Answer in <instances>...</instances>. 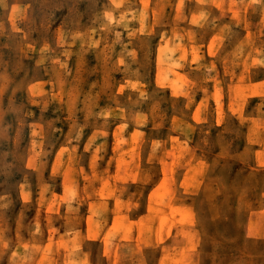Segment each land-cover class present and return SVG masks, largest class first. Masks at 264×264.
I'll return each instance as SVG.
<instances>
[{"label":"rangeland","instance_id":"rangeland-1","mask_svg":"<svg viewBox=\"0 0 264 264\" xmlns=\"http://www.w3.org/2000/svg\"><path fill=\"white\" fill-rule=\"evenodd\" d=\"M103 2L104 0H0V83L4 79H10L19 89L16 101L11 105L15 114L4 115L3 123L0 124V197L5 198L0 199V204H8L7 209H0V227H8L14 231L17 224L22 223L27 239L29 233L34 231L35 224H38L43 230V236L37 239L41 244L47 243L46 254L53 248L67 247L66 232L75 235V238L69 237L75 245L86 227L88 241L84 242V248L85 251L92 249V264H97L98 260L103 264L95 244L100 242V232L112 226L113 220L116 221L112 228L114 233L123 231L131 234L135 227V214L131 220L117 219L110 211L112 200L103 188L105 169H108V176H116L122 170V166H118L115 161L111 166L108 165L109 158L115 155V141L118 138L129 140L138 132L143 133L142 139L145 141L150 142L152 138L166 140L170 135L179 134L173 129L177 118H183L186 112L184 105L188 94L184 89L191 77L186 78L175 72L172 62L181 52L176 51L171 42L160 49L157 66L156 55L161 33L167 32L172 36L175 30V43L184 50V56L189 62L200 61L201 50L205 53L214 51L216 41H212L209 46L211 38L225 25L232 29L230 39L224 42V49L227 51H231L235 42L242 36L247 38V43L243 45L244 55L264 42V36L260 35L259 7L242 9L241 0H145L147 9L143 33L128 35V31L140 27L137 20L129 24L127 31L123 27H116L107 35V43L114 45L112 62L122 52H137L138 62L133 64V69L140 68L143 77L141 82L146 85L148 94L147 99L140 98L139 93L135 91L139 85L129 81L130 88L125 90L123 96L117 98L119 108L123 109L121 113L117 110V102L112 99V94L118 82L122 83L127 78L123 71L107 70L111 68L112 62L108 63L106 69L104 54L98 49H88L86 36L76 39L73 45L74 34L86 33L93 14ZM244 3H247V0H244ZM201 11L208 17L203 28L188 22L193 18L199 19ZM185 17L187 19H184ZM193 29L197 43L203 45V49H198L195 45L189 46L187 38L181 39L185 32ZM116 32L122 33L118 42ZM83 49L88 51L84 52ZM65 51L72 53L70 59L63 55ZM66 59L71 69V75L67 76V79L72 80L79 75L85 91L95 83L93 94H100L99 107L93 109L94 114L87 121L83 112H78L74 121L67 119L66 110H59V105L55 102L48 103L53 88L59 90L56 83L59 64L54 61L64 62ZM128 59L131 62V58ZM191 68L193 71L196 69L195 63L191 64ZM218 69L220 78L223 79L224 73L219 65ZM205 73L206 70L201 68L192 73V78L202 77ZM60 75L66 74L60 70ZM261 78H264V74ZM28 86L36 106L30 107L34 116L28 118L27 123L36 122L43 127L42 134L34 132L33 135L37 136L38 144L42 138L44 151L50 153L47 157H41L47 161L46 168H39L34 164L27 166L32 154L31 129L17 124V120L23 116L21 103L24 100V90ZM238 90L245 91L243 86ZM258 95L256 91L248 98L254 99ZM199 99L198 94L196 101ZM224 99L226 97L218 89L217 102ZM4 108H9L7 95L4 97ZM202 108L203 106L195 108L194 122L197 124L203 122ZM101 109L113 110L112 116L105 118L96 115ZM139 114L148 117L142 127L136 122ZM124 122H127V127L121 128L120 125ZM8 124L11 125L10 128L5 127ZM85 124L87 126L84 127L83 135L77 139L80 127ZM21 127L22 130L18 131ZM57 129L59 131H56ZM94 131L108 133L107 147L100 153L103 160L97 161V179L89 186L88 181L81 175V169L89 176L92 175V154L105 139H96L91 150L85 151ZM218 131L219 129L214 128L211 132V142L216 151H220L222 147L226 153L234 156L243 149L242 143L233 142V137L228 135L227 130L217 136ZM191 134L197 139L200 135L195 128ZM11 137H16L15 144L12 143ZM140 139L137 137V142ZM217 142L220 147H216ZM36 143L33 147H36ZM62 146L69 152L75 149L74 160L70 168L65 163L60 174L54 176L52 161ZM122 147L127 151L128 145ZM39 150L37 148V151ZM67 158L65 154L64 160L67 161ZM222 163L226 169L233 161L226 160ZM165 195L166 193H160L161 200ZM104 202H107L108 210ZM87 217L89 219L85 225ZM171 217L174 223L169 228V234L180 230L181 237L186 235L183 229L192 223L189 212L179 205H174L171 207ZM253 217L249 227L254 234L259 235L264 227V212H254ZM201 230L205 233L201 257L203 264H239L240 253H264V242L259 245L244 242L241 247L237 220L226 202L218 203L203 216ZM104 245V256L107 258L110 254L107 239L104 240Z\"/></svg>","mask_w":264,"mask_h":264},{"label":"clouds","instance_id":"clouds-1","mask_svg":"<svg viewBox=\"0 0 264 264\" xmlns=\"http://www.w3.org/2000/svg\"><path fill=\"white\" fill-rule=\"evenodd\" d=\"M240 6L242 9L259 7L260 35L264 36V0H247V3L241 0ZM146 9L145 0H104L98 11L93 14L86 33L74 34L73 45L76 39L86 36L88 49H98L104 54L107 69L108 63L112 62L114 48V45L107 43V35L116 27H123L127 31L129 24L137 20L140 27L128 31V35L143 33ZM207 18V14L201 11L199 19L193 18L188 22L203 28ZM231 34L232 29L225 25L211 38L209 46L212 41H216L214 51L205 53L201 50V60L189 62L184 56V50L175 43V30L172 36L167 32L161 33L156 55L157 66L160 49L171 42L173 48L181 52V55L172 62L175 72L186 78L191 77L187 80L184 89L188 94L184 105L186 112L183 118H177L173 129L179 134L170 135L166 140L152 138L150 142L145 141L142 139L143 133L138 132L129 140L118 138L115 141V155L109 158L108 165L111 166L115 161L118 166H122V170L116 176H108V169H105L106 178L103 180V188L112 200L110 211L117 219L131 220L135 214L133 221L135 227L131 234L123 231L114 233L112 228L116 221L113 220L112 226L100 232V242L95 245L103 264H114V262L115 264H203L201 257L205 233L201 230V220L215 205L225 202L237 220L241 247L244 242L250 245L264 242V227L261 228L259 235L254 234L249 227L250 219L254 218L253 213L264 212V78H261L264 74V42H261L258 48H251L247 55H244L243 45L247 43V38L242 36L235 42V47L227 51L224 49V42L230 39ZM115 35L118 42L122 33L116 32ZM185 38L189 46L204 48L197 43L194 29L185 32L181 39ZM88 49L83 51L87 52ZM63 55L70 59L72 53L65 51ZM206 56L208 58H205ZM128 58H131V62ZM137 62L135 50L127 51L126 54L122 52L112 62L111 68L107 69L113 72L123 71L127 77L122 83L118 82L112 94V99L117 102V110L121 113L123 109L119 108L117 98L123 96L125 90L130 88L129 81L139 85L135 91L139 93L140 98H148L146 85L141 82L143 77L140 68L133 69V64ZM54 63L59 64L56 81L59 90L53 88L48 103L55 102L59 105V110H66L67 119L74 121L77 113L83 112L87 121L93 116V109L99 107L100 94L94 95L92 91L96 87L95 83L85 91L79 75L72 80L67 79V76L71 75L67 59L64 62L57 60ZM192 63L196 65L194 71L191 68ZM218 65L223 70V79L220 78ZM201 68L205 69L206 73L202 77L192 78V73ZM60 70L66 75L61 76ZM157 76L158 72L156 80ZM241 86L245 89L244 92L238 90ZM218 89L226 97L220 102H217ZM18 91L19 89L10 79H4L0 83V124L3 123L4 115L15 114L11 105L15 103ZM256 91L259 95L249 99L248 97ZM24 93V100L21 103L23 116L17 120V124L31 129L32 154L29 156L27 166L34 164L39 168H46L47 161L41 157H47L50 153L44 151L42 138L41 143L38 144L37 136L33 135L34 132L42 134L43 127L36 122L27 123V119L34 116L30 107L36 106L30 86L24 90ZM198 94L200 99L197 102ZM6 95L9 100L8 109L4 108ZM201 106H203V122L197 124L194 122L195 108ZM112 112L113 110L101 109L96 115L107 118L112 116ZM147 119V116L139 114L136 122L142 127ZM86 126L87 124L80 127L77 139L83 135ZM5 127L10 128L11 125ZM22 127L18 131L22 130ZM120 127L126 128L127 122L122 123ZM193 128L200 133L198 139L191 134ZM214 128L219 129L217 136L227 130L228 135L233 137V142L242 143L243 149L233 156L226 153L217 142L216 147H220V151H216L211 142V132ZM107 135L106 131H94L85 146V151H89L96 139L105 138L92 154V175L89 176L81 169V175L88 181L89 186L97 179L95 169L97 161L103 160L100 153L107 147ZM137 137L141 138L139 142ZM11 140L13 144L16 143V137H11ZM34 143L36 147H33ZM123 145H128L127 151L124 150ZM37 148L40 150L37 151ZM74 153L75 149L69 152L63 146L57 151L52 161L54 176L60 174L65 163L70 168ZM65 154L68 157L67 161L64 160ZM226 160H232L233 163L225 169L222 162ZM162 192L166 193L163 200L160 198ZM0 199L5 198L0 197ZM174 205L185 208L192 219V223L183 229L186 235L182 237L180 230L169 234V228L174 223L171 217V207ZM104 206L108 210L107 202H104ZM7 208L8 204H0V209ZM88 219L89 217L86 218L85 225ZM42 236L43 230L38 224H35L34 231L29 233L27 239L22 223H18L14 231L8 227H0V264H92V249L85 251L84 248V242L88 241L86 227L83 234L80 233L75 245L69 238H75V235L66 232L67 247L53 248L48 254L45 253L47 243L41 244L37 239ZM105 239L110 246V254L107 258L103 251ZM240 255L239 264H264V253H240ZM97 264H100V260Z\"/></svg>","mask_w":264,"mask_h":264}]
</instances>
